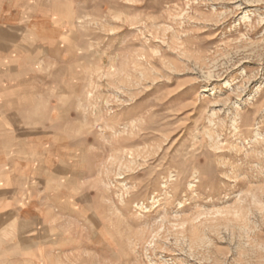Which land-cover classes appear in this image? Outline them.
Returning a JSON list of instances; mask_svg holds the SVG:
<instances>
[{"label": "rangeland", "instance_id": "374dc122", "mask_svg": "<svg viewBox=\"0 0 264 264\" xmlns=\"http://www.w3.org/2000/svg\"><path fill=\"white\" fill-rule=\"evenodd\" d=\"M0 34L48 118L0 264H264V0H0Z\"/></svg>", "mask_w": 264, "mask_h": 264}, {"label": "crops", "instance_id": "0c3cea01", "mask_svg": "<svg viewBox=\"0 0 264 264\" xmlns=\"http://www.w3.org/2000/svg\"><path fill=\"white\" fill-rule=\"evenodd\" d=\"M8 43V36L0 34V60L8 58L9 61L1 63L4 68L0 72V225H7L9 219L17 217L12 223L19 227L21 237L24 238L23 227L28 223L23 219V202L25 199L35 200L36 196L39 199V193L29 186V174L32 170L40 169L41 160L37 164L38 168L30 167L33 158L28 155L25 157L27 153L23 151V147L17 149L5 143L9 140L23 141L30 137L31 125L34 131H38L36 135H40L45 128L41 123L48 120L46 107L43 106L46 86L25 78L22 73L25 68L23 58L10 57ZM8 68L11 76L5 79L3 75L8 73ZM50 110L49 120H52L54 108ZM16 154L19 156H14ZM25 170H28V175ZM37 219L38 216H34L31 220L36 223ZM32 221L29 220V224Z\"/></svg>", "mask_w": 264, "mask_h": 264}]
</instances>
